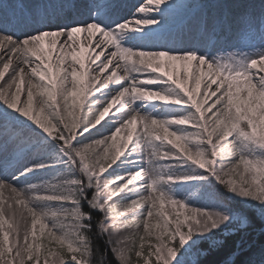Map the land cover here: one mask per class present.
<instances>
[{
  "label": "snow or ice",
  "instance_id": "obj_1",
  "mask_svg": "<svg viewBox=\"0 0 264 264\" xmlns=\"http://www.w3.org/2000/svg\"><path fill=\"white\" fill-rule=\"evenodd\" d=\"M0 64V188L31 216L5 230L0 203V264H237L264 223V0H0Z\"/></svg>",
  "mask_w": 264,
  "mask_h": 264
},
{
  "label": "rangeland",
  "instance_id": "obj_2",
  "mask_svg": "<svg viewBox=\"0 0 264 264\" xmlns=\"http://www.w3.org/2000/svg\"><path fill=\"white\" fill-rule=\"evenodd\" d=\"M137 1H138V0H137ZM141 2L146 3V0H142ZM246 2H247V0H227L228 5H226V4L224 3L222 6H223V7H224V6L238 7L239 5H241V4H243V3H246ZM255 2L258 3L259 0H255ZM215 7H218V8H219V7H220V4L215 5ZM121 11H122V9H121ZM234 39H235V38H234ZM255 42H256L257 44L260 43L259 37L256 38ZM230 50H231V49H227V48H226V49L223 50V52H222L221 54H227V52L230 51ZM89 51H91V49H89ZM106 51H107V50H106ZM92 55L94 56L95 53L92 54ZM5 59H6V57H5ZM101 59H103L102 56H101ZM67 60H68V58H66V62H67ZM96 63H99V61H96ZM93 66H94V65H93ZM0 68H2V64H0ZM109 71H110V69H109ZM9 72H11V67L9 68ZM105 74H107V73H105ZM119 74H121V73H119V70H118V75H119ZM62 75H63V72H61V76H62ZM8 76H9V73H5V77H4L2 80H0V85L4 84V81L8 80ZM37 79H38V78H37ZM114 79H115V77H114ZM190 84H191V81H190ZM110 86H111V85H110ZM215 87H216V86L213 85V86H212V90H214ZM26 89H27V77L25 78V83H24V85H22L21 99H25V98H26V95H25ZM58 89H59V84H58ZM14 90H15V88H13V91H14ZM33 91H34V107H35V106H36L35 101L39 98V95H38V91H37L36 89H34ZM201 91H203V87H202ZM45 98H46V97H45ZM212 99H215V98L212 97V98L209 100V103H211ZM62 102H63V101L61 100L60 96L57 95L55 103H56L57 105H59V104L62 103ZM69 103H70V101H69ZM120 103H123V99L120 101ZM118 107H119V104L115 105V106L113 107V109L110 110V113H111V112H115L116 108H118ZM45 114H46V113H45ZM142 127H143V125H142L141 123H139V117H138V123H137V126H136V130L141 131V130H142ZM157 131L159 132V134H163L162 129H159V130H157ZM126 135H127V130H126V129H122L121 137H124V136H126ZM136 139H138V134L133 135V140H132L131 143H129V147H131V144L134 143V142L136 141ZM122 142H123V141L120 140L119 144L122 143ZM110 143H111V141H109V144H110ZM249 179H250V177H249ZM32 182H34V183H38L39 181H38V180H35V181H32ZM13 195H14V194L11 193L10 190H8V189H6V188H0V203H3V205H4V207H5V210L7 211V205H8L9 203H12L14 209H17V214H16L13 218L10 219V218L6 215V217H5L6 222H5V224H4V229H5V230H9V225H12L13 228H16V227L18 226V225H17V221H19V229H20V231L22 232V231H23V225H24V223H25V219L22 218V217H20L19 212H20V211H23V212H24V214H25V218H26V220H27V225H28V228H29V229L31 228V216H30L29 214H27L26 209H23L22 206H20V205H15L14 200L12 199ZM167 207H168V206L166 205V209H167ZM184 211L187 212V209H185ZM49 227H50V225H49ZM37 229H39V225H37ZM47 232H48V229L46 228V229H45L46 237H47ZM38 235H39V233H38ZM0 239H2V233H0ZM31 239H32V238L29 237V240H30V241H31ZM9 243H10V244L12 243V236H11V235L9 236ZM50 259H54V257H53V258H50Z\"/></svg>",
  "mask_w": 264,
  "mask_h": 264
},
{
  "label": "trees",
  "instance_id": "obj_3",
  "mask_svg": "<svg viewBox=\"0 0 264 264\" xmlns=\"http://www.w3.org/2000/svg\"><path fill=\"white\" fill-rule=\"evenodd\" d=\"M218 2H221L222 0H216ZM201 4H206V2H211V0H199ZM209 6V5H208ZM210 7V6H209ZM69 101L71 102V98H69ZM70 104V103H69ZM136 131V130H135ZM120 140H122L120 137L117 139V143L119 144ZM264 223L261 221L254 220L253 224L249 229H247V235L246 239L248 241V244L250 245L249 248L245 250V252L238 258L237 264H246V262L250 258H258L259 253L262 247H264ZM46 237V233H45ZM45 243H47V240L45 239ZM95 245L99 248H103V241L96 239L94 241Z\"/></svg>",
  "mask_w": 264,
  "mask_h": 264
},
{
  "label": "bare ground",
  "instance_id": "obj_4",
  "mask_svg": "<svg viewBox=\"0 0 264 264\" xmlns=\"http://www.w3.org/2000/svg\"><path fill=\"white\" fill-rule=\"evenodd\" d=\"M99 51H100L99 49H96V52H93L92 54H94V53L96 54V53H98Z\"/></svg>",
  "mask_w": 264,
  "mask_h": 264
}]
</instances>
